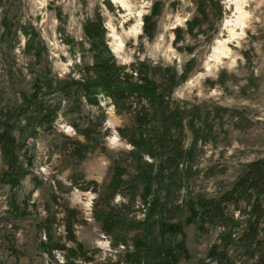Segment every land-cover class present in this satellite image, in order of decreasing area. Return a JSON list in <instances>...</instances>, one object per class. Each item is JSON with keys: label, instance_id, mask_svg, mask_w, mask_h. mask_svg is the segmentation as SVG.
Here are the masks:
<instances>
[{"label": "rangeland", "instance_id": "rangeland-1", "mask_svg": "<svg viewBox=\"0 0 264 264\" xmlns=\"http://www.w3.org/2000/svg\"><path fill=\"white\" fill-rule=\"evenodd\" d=\"M92 22H102L103 42L86 35ZM107 49L120 64L175 69L169 107L140 124L106 97L73 105L49 93L47 82L82 79ZM39 103L58 107V119L41 126L20 115L16 169L0 147V264H61L58 245L76 249L78 264H113L136 243L182 245L178 264L209 263L212 250L255 262L237 241L257 194L226 205L238 222L232 238L203 222L201 202L264 159V0H0V110L36 115ZM78 140L87 144L79 155ZM68 209L80 248L65 229ZM101 211L121 228L105 231Z\"/></svg>", "mask_w": 264, "mask_h": 264}, {"label": "trees", "instance_id": "trees-1", "mask_svg": "<svg viewBox=\"0 0 264 264\" xmlns=\"http://www.w3.org/2000/svg\"><path fill=\"white\" fill-rule=\"evenodd\" d=\"M95 24L92 22L85 27L86 35L92 40L97 39V42H103L101 38L105 35V30L102 27V22ZM149 26L145 27V32L152 36L153 27ZM97 42H92L93 46ZM106 51L108 54L102 50L93 53V62L84 68L82 79H57L55 82H47L49 93L59 92L65 99H71L73 105L82 103V101L91 105H99L100 98L106 97L118 112L133 113L137 111L140 124L148 122L151 110L158 111L164 105L166 109L169 107V102L165 97L172 95L180 79L175 69H171L169 66L152 65L144 61L132 62L128 65L120 64L108 49ZM40 103L36 104L39 105L36 108V115L28 114L22 107H18L13 112L11 109L8 111L0 110V147L7 159V164L12 170L18 164L16 153L19 144L13 130L16 121L21 118L20 115L27 121L38 117V125L41 126L44 124L52 126L54 121L58 119V107L50 109ZM169 112L168 115L172 113V110H169ZM166 118L169 119L167 115ZM73 125L78 133L86 137L89 136L87 128L82 129L77 123H73ZM76 144L78 145L74 149L79 155L84 151L87 144L79 140ZM116 179L114 178V180ZM114 182L110 185L112 195L115 193L114 190L117 191V188H114ZM254 192L257 195L253 206L249 210L251 218L246 221L247 225L238 236L237 242L245 255L255 260L252 264H264V237L260 236V231H264V200L262 199L264 195V159L247 164L245 171L236 180L232 188L219 198L206 199L201 202V216L203 222L229 227L227 236L232 238L233 228L238 225V222L233 223L232 219L229 218L226 205L238 199L252 197ZM74 214V210L68 209L65 229L69 240L77 242L74 231H72ZM96 218L102 221L104 227H106L105 231L108 233L121 228V222L114 219L110 212L107 214L104 211H101V214L96 212ZM77 243L79 248L82 247L79 242ZM124 244L127 243L123 235L122 238L115 240L114 245L119 247ZM135 246V250L125 251L121 261L113 264H129L130 262L132 264H178L182 255L180 250L182 245L175 247L166 246L165 244L136 243ZM56 247L55 249L64 252L65 257L68 258L67 261L61 264H78L77 260H71L70 258V253L75 252L76 249L66 245ZM82 255H84L83 259L85 261H91L89 256ZM210 259L209 263L202 262L201 264H237L224 251L212 250ZM240 264L251 263L244 262Z\"/></svg>", "mask_w": 264, "mask_h": 264}]
</instances>
